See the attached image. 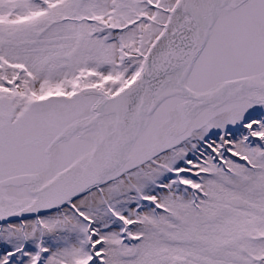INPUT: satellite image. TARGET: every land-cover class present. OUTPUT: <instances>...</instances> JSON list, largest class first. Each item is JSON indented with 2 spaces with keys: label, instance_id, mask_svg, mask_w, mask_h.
<instances>
[{
  "label": "snow or ice",
  "instance_id": "snow-or-ice-1",
  "mask_svg": "<svg viewBox=\"0 0 264 264\" xmlns=\"http://www.w3.org/2000/svg\"><path fill=\"white\" fill-rule=\"evenodd\" d=\"M0 264H264V0H0Z\"/></svg>",
  "mask_w": 264,
  "mask_h": 264
}]
</instances>
